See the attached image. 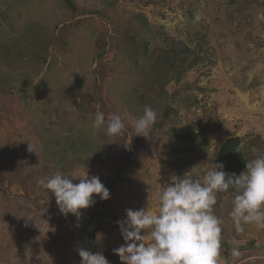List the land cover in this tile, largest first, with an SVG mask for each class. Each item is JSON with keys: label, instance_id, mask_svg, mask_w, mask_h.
I'll use <instances>...</instances> for the list:
<instances>
[{"label": "rangeland", "instance_id": "rangeland-1", "mask_svg": "<svg viewBox=\"0 0 264 264\" xmlns=\"http://www.w3.org/2000/svg\"><path fill=\"white\" fill-rule=\"evenodd\" d=\"M70 2L73 8L61 0H0V85L7 87L0 90V264H80L81 247L121 264L113 249L124 244L117 221L127 209L154 210L160 184L173 175L202 179L231 136L251 158L264 154V0ZM140 15L156 37L136 56L131 36L141 33ZM27 25L50 38L45 51H33ZM16 39L24 56L14 64ZM181 44L198 49L200 59L166 86V110L159 86L168 69L157 57ZM145 106L157 113L150 138L134 133ZM97 112L105 127L119 115L122 134L94 133ZM201 130L193 143L175 137ZM80 139L103 149L89 153ZM87 170L110 198L95 196L79 220L62 215L37 183L57 171ZM232 199L218 193L214 206L222 221L218 264H264V229L237 232Z\"/></svg>", "mask_w": 264, "mask_h": 264}, {"label": "clouds", "instance_id": "clouds-1", "mask_svg": "<svg viewBox=\"0 0 264 264\" xmlns=\"http://www.w3.org/2000/svg\"><path fill=\"white\" fill-rule=\"evenodd\" d=\"M198 21L200 16L197 14ZM157 120L156 111L145 106L143 115L134 122L137 136L150 138ZM104 129L110 137L122 134L125 124L119 115L112 116L105 127V116L97 112L93 132ZM29 150L30 145H29ZM240 149L236 150L239 153ZM222 163L205 171L203 178L189 171L170 182L160 184L156 192L157 207L126 210V219L117 221L124 244L113 249L121 264H218L222 244V221L215 215L217 194L231 192L229 216L237 232L245 225L264 229V154L246 161L239 174L228 173ZM78 179V183L73 181ZM38 185L53 194L59 212L72 214L79 220L82 209L110 198L109 189L99 176L86 172H60L39 178ZM80 264H109L106 257L87 248H78ZM232 256L240 255L238 247Z\"/></svg>", "mask_w": 264, "mask_h": 264}, {"label": "trees", "instance_id": "trees-1", "mask_svg": "<svg viewBox=\"0 0 264 264\" xmlns=\"http://www.w3.org/2000/svg\"><path fill=\"white\" fill-rule=\"evenodd\" d=\"M63 4H65L68 8H73V4L70 2V0H61ZM139 24L141 33L136 32L134 35L131 36V39L134 43H138L140 46V50L138 53H135L137 56L138 54H147L149 52L148 49V43L151 41H154V38L156 37V34L151 30V28L148 26L144 16H139ZM6 22V21H5ZM7 24H10L8 21ZM30 26V27H29ZM32 25H27L26 29L28 33L32 34L33 37H29L30 45L32 46L33 51L37 50H46L47 44L50 40V38L42 37V31L40 29L34 28ZM22 45L20 40H14L12 42V48L13 51L9 56V63H18L20 59L23 58L24 55L22 53L20 54L21 50L19 51L20 46ZM182 48H172L169 51H164L163 54L157 57V61H162L161 63L168 69L166 74L168 75L166 78V81L163 82L159 86V94L162 99H164L162 102L163 106L166 110H169L167 103L169 99L168 92L166 90V86L174 81L179 80L182 75L185 73L183 70L186 66V69H191L197 64V60H199L198 52L196 50L198 49H190L187 46L181 44ZM19 51V52H18ZM33 54V53H32ZM3 59V57H2ZM136 61V59H135ZM182 61V62H181ZM183 66V67H182ZM11 68V67H10ZM2 71H0V74ZM178 76V77H177ZM7 85V82H5ZM4 83L1 82L0 90H2V93H5V89H7L6 86H3ZM164 121V120H163ZM204 131H198L195 133H191L189 135L185 136H175L179 139H182L184 142H195L201 137H203ZM78 142V141H77ZM79 143L82 145V147H86L89 153L95 154L100 149H103V147H98L92 144V142L89 141V139H80ZM84 144V145H83ZM246 144H242V139L231 136L223 141V143L220 145L214 159V163L220 164L222 163L224 165V171L228 173H236L239 174L245 169L246 161L249 159H252L249 155V152H246ZM240 149L239 153L236 152L237 149ZM196 149V148H195ZM184 151H195L193 148L185 149ZM78 152L76 151L75 154ZM91 236L88 235L87 239V245L90 247L91 245ZM226 252V251H225Z\"/></svg>", "mask_w": 264, "mask_h": 264}]
</instances>
